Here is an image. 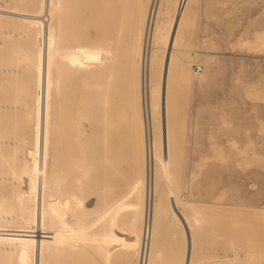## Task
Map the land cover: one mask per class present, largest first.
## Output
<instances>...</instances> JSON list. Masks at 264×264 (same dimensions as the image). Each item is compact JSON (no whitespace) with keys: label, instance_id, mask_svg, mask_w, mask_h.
I'll return each instance as SVG.
<instances>
[{"label":"rangeland","instance_id":"1","mask_svg":"<svg viewBox=\"0 0 264 264\" xmlns=\"http://www.w3.org/2000/svg\"><path fill=\"white\" fill-rule=\"evenodd\" d=\"M126 2L125 27L114 33L113 63L127 68L121 104L126 127L123 149L129 152L132 141H140L136 132L143 113L141 67L137 59L143 18L139 9L141 0ZM22 6L26 11L21 15L13 11L16 6L11 3L6 8L0 7L1 15L18 21L11 25L0 17V100L2 89H6L12 93L7 101L13 103V99H18L16 104L20 108L17 116L0 120V144L18 141L17 154L23 156L24 146L32 145V133H25L32 103L27 102L28 97L24 98L22 92L15 97L14 88L24 89L31 84L29 78L39 70L34 56L42 54L50 37L40 32L31 35L37 15L40 18L36 23L47 22L40 11L41 0H23ZM170 10L175 20L170 28L171 42L160 43L166 48L159 49L163 55L160 54L161 63L155 71L160 85L157 127L163 147L169 153L166 158L169 164H163L168 165L163 174L162 197L174 208L181 193L189 194V199L207 207V211L202 217L171 220L168 224L160 219L154 233V239L157 241L158 237L160 241L155 242L153 264L167 261V264H251L248 258L253 256L257 257L253 264H264V214L260 212L264 210V45L261 44L264 40L257 38L264 33V0H171ZM13 28L25 29L26 37L7 39L5 34ZM67 46L71 48V43ZM197 66L202 71L198 72ZM14 68L21 73L5 80L8 71ZM55 76L54 73L52 86L58 85L59 78ZM9 79L19 82H8ZM59 109L58 105L55 111ZM150 133L148 128V136ZM56 149L59 154L58 144ZM31 150L34 152V147ZM33 158L36 160L35 155ZM22 160L24 157L14 166H0L4 172L0 175L2 179L9 171H15L13 194L17 198L29 197L33 191L28 184L31 166L22 165ZM123 166L128 173V164ZM133 169L135 176L126 179V191L116 203L114 214L119 217L129 252L135 256L136 264H140L143 201L142 195L129 194L130 186L134 191L139 189L140 168L133 166ZM60 170L61 166L51 162L45 166V206L49 205L53 172L60 174ZM58 189L60 186L56 185ZM84 200L80 194L76 197L68 190L60 204L66 207L65 203L70 201L75 207L77 218L71 214L68 217L76 238L83 236L90 223V211ZM40 228L35 229L38 238L43 235ZM27 253L21 250L18 264L28 262ZM74 263L83 264L81 260Z\"/></svg>","mask_w":264,"mask_h":264},{"label":"bare ground","instance_id":"2","mask_svg":"<svg viewBox=\"0 0 264 264\" xmlns=\"http://www.w3.org/2000/svg\"><path fill=\"white\" fill-rule=\"evenodd\" d=\"M126 1L41 0L40 11L47 22L45 25L36 23L40 18L37 15L31 35L47 33L50 40L42 54L34 56L35 67L39 70L29 78L31 84L24 89L14 88V96L22 92L24 98L28 97L27 102L32 103L25 131L32 133V145L24 146L22 156L17 154L18 141L0 144V166H14L22 157L21 164L31 166L28 184L33 191L29 197L17 198L13 194L17 180L15 171H9L3 179L0 177V264H18L21 250L28 251V262L24 261V264H75L78 260L83 264H136L119 217L114 214L116 203L126 191V179L135 176L133 166L140 168L137 172L139 189L134 191L130 186L129 194L142 195L143 201L140 264H153L155 242L160 241L158 237L159 241L154 239V233L160 219L166 223L188 220L202 217L207 211V207L189 199V194L181 193L174 208H170L162 197L163 174L169 164L166 159L169 153L163 147L157 127L160 85L155 71L157 64L161 63L160 54L163 55L159 49L166 48L160 43L167 45L171 42L170 28L175 23L170 14L171 0L140 2L143 23L137 59L141 67L143 113L136 132L140 141H132L129 152L123 149L126 127L121 97L127 68L125 65L116 67L113 60L116 57L114 33L125 27ZM7 3L16 6L13 11L17 15L26 11L23 0L0 1V7L6 8ZM0 17L11 25L18 22L1 14ZM24 30L13 28L5 34L6 38L22 40L26 37ZM257 38L263 41L264 33ZM69 42L71 48L67 46ZM20 73V69L14 68L4 79L15 78ZM54 73L56 79L59 78L56 86H52ZM9 80L19 82L18 79ZM11 94L2 89L0 120L5 121L3 118L20 113L16 104L18 99H13V103L7 101ZM58 105L60 109L55 111ZM148 128H151L149 136ZM56 144L60 148L59 154ZM48 162L61 166V170L60 174L53 172L55 179L50 185L49 205L45 206L43 195L47 191L45 166ZM124 163L129 166L128 173L124 170ZM165 163L168 164L164 166ZM2 173L0 171V175ZM56 185L60 186L58 191ZM68 190L76 197L83 196L84 205L90 211V223L81 238L73 235L74 227L68 217L71 214L72 218H77L75 207L70 201L65 203L68 204L66 207L60 206L63 193ZM260 212L264 214V210ZM39 227L43 229V235L38 238L35 229ZM254 257L257 258H248V262L252 260L250 263L253 264Z\"/></svg>","mask_w":264,"mask_h":264},{"label":"built area","instance_id":"3","mask_svg":"<svg viewBox=\"0 0 264 264\" xmlns=\"http://www.w3.org/2000/svg\"><path fill=\"white\" fill-rule=\"evenodd\" d=\"M197 70L201 71L202 70L201 66H197Z\"/></svg>","mask_w":264,"mask_h":264}]
</instances>
